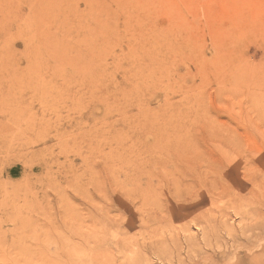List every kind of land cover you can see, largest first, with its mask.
<instances>
[{
	"label": "rangeland",
	"instance_id": "374dc122",
	"mask_svg": "<svg viewBox=\"0 0 264 264\" xmlns=\"http://www.w3.org/2000/svg\"><path fill=\"white\" fill-rule=\"evenodd\" d=\"M0 146V264H264V0H0Z\"/></svg>",
	"mask_w": 264,
	"mask_h": 264
},
{
	"label": "bare ground",
	"instance_id": "6f19581e",
	"mask_svg": "<svg viewBox=\"0 0 264 264\" xmlns=\"http://www.w3.org/2000/svg\"><path fill=\"white\" fill-rule=\"evenodd\" d=\"M3 130V129H2ZM2 144V143H1ZM5 144H6V142H5ZM28 144V143H27ZM4 146V145H3ZM19 146V145H18ZM166 146V145H165ZM164 146V147H165ZM170 146V145H169ZM220 146V145H219ZM1 147V146H0ZM7 147V146H6ZM0 148V162L1 161H3V160H5V159H8L9 157H11V155L13 156V154L16 152V151H14V148H12V149H10V148ZM17 147V146H16ZM228 147V146H227ZM227 147L225 146V147H223L224 149H225V151L224 152H222L221 154L222 155H220V158H217V156L214 154V155H210V154H204L202 151H200L199 149H196L195 147H193V146H189V147H187V146H179V148L175 151V152H173V153H169L170 152V150H168V146L166 147V148H161L160 146H159V148H161L162 150L160 151H158V152H156L155 150L156 149H154V151L156 152V159L158 160L157 162L159 163H161L162 165H163V169L164 170H162V171H166V164H168L169 162H173V163H175V162H178V163H180V165H185L186 167L184 168V169H186V170H189V171H193V172H197V171H195V170H197V167L199 166L200 168H202L203 169V167H205V168H210V167H213V163H215L216 161H219V160H221V159H227L228 157H229V153H228V150H227ZM230 147V146H229ZM229 147H228V149H229ZM232 147V146H231ZM156 148V147H155ZM236 148V147H235ZM220 149V148H219ZM231 149V148H230ZM237 149V148H236ZM234 150V149H233ZM233 150H232V152H233ZM238 151H241V148H240V150L238 149ZM245 151V150H244ZM234 152H236L237 153V150L236 151H234ZM241 152H243V151H241ZM13 153V154H12ZM21 153V152H20ZM29 153V152H28ZM165 153V154H164ZM31 154V153H30ZM235 154V153H234ZM242 153H240V155H241ZM245 154V153H244ZM19 155V154H18ZM17 155V156H18ZM155 155V154H154ZM231 155V154H230ZM239 155V154H238ZM239 155V156H240ZM152 156H153V154H152ZM151 156V158H152V160H153V157ZM234 156V155H233ZM238 156V157H239ZM246 156V155H245ZM16 157V156H15ZM22 157V156H21ZM28 157V156H27ZM150 157V156H149ZM244 157V156H243ZM242 157V158H243ZM233 158H236L235 156L233 157ZM245 158V157H244ZM22 159V158H21ZM239 159V158H238ZM246 159V158H245ZM245 159H242V160H245ZM150 160V159H149ZM235 160V159H234ZM43 161V160H42ZM151 162H153L154 163V161H151ZM156 162V163H157ZM171 162V163H172ZM152 163V164H153ZM170 163V164H171ZM179 165V166H180ZM32 166V165H31ZM141 166V165H140ZM229 166H232V165H229ZM246 166V165H245ZM182 166H180V168H181ZM224 167H225V165H224ZM174 168V167H173ZM217 168V167H216ZM228 168V166L226 167V169ZM182 169V168H181ZM202 169H200L201 171H202ZM226 169L224 168L223 170L224 171H226ZM153 170V169H152ZM208 170V169H207ZM213 170V169H212ZM222 170V171H223ZM200 171V172H201ZM210 171V170H209ZM217 171H218V168H217ZM219 171H221V170H219ZM258 171V170H257ZM152 172V171H151ZM170 172H171V170H170ZM199 172V173H200ZM212 172V171H211ZM227 172V171H226ZM153 173H154V170H153ZM198 173V172H197ZM205 173H207V171L205 172L204 171V174ZM161 174V173H160ZM170 174H172V173H167V171L164 173V178H166L167 176H169ZM203 174V175H204ZM215 174V173H214ZM217 174V173H216ZM151 176H152V174H150ZM149 175V176H150ZM154 175V174H153ZM162 175V174H161ZM203 175H202V177H203ZM205 175H207V174H205ZM219 175V174H218ZM222 175V174H221ZM157 176H159V175H157ZM183 176H184V178L186 177V174H184L183 173ZM189 176V175H188ZM215 176V175H214ZM159 177H161V176H159ZM159 177L157 178L156 177V179L158 180L159 179ZM176 177H177V175H176ZM206 177V176H205ZM209 177H210V175H209ZM208 177V178H209ZM153 178V177H152ZM172 178H174V177H172ZM171 178V179H172ZM207 178V177H206ZM206 178H205V180H206ZM149 179V178H148ZM162 179H163V177H162ZM181 179V178H180ZM194 179H196V178H194ZM199 179V183L198 184H200V178H198ZM210 179V178H209ZM150 180V179H149ZM160 180V179H159ZM173 180V179H172ZM204 180V181H205ZM166 181L168 182L169 181V183H170V181L171 180H167L166 179ZM207 182H208V179L206 180ZM205 181V182H206ZM210 181V180H209ZM237 181V180H236ZM151 184H152V182L153 181H149ZM164 182V181H163ZM162 182V183H163ZM203 182V181H202ZM212 182H213V179H212ZM165 183V182H164ZM164 183H163V185H164ZM172 183H174V180H173V182ZM177 183V182H176ZM181 183V182H180ZM217 183V182H216ZM154 184V183H153ZM152 184V185H153ZM157 184V183H156ZM160 184V183H159ZM197 184V183H196ZM204 184V183H203ZM208 184H209V182H208ZM211 184V183H210ZM163 185H161V186H163ZM170 185H172V184H170ZM169 185V186H170ZM201 185V184H200ZM199 185V186H200ZM205 186H206V184H204ZM258 185V184H257ZM158 186V187H157ZM174 186H177L178 187V185H175L174 184ZM197 186V185H196ZM204 186V187H205ZM211 186H212V184H211ZM210 186V187H211ZM213 186H216V185H213ZM218 186V185H217ZM255 186V185H254ZM152 187H154V186H152ZM151 187V188H152ZM156 187L157 188H159L160 186L159 185H156ZM166 187V186H165ZM155 188V187H154ZM154 188H152L153 190H157V188L156 189H154ZM164 188V187H163ZM162 188V189H163ZM171 188V187H170ZM148 189V188H147ZM160 189V188H159ZM165 189V188H164ZM163 189V190H164ZM180 189V188H179ZM202 189H204V188H202ZM205 189H207L206 187H205ZM211 189V188H210ZM212 189H213V187H212ZM215 189V188H214ZM162 190V191H163ZM188 190H189V188H188ZM165 191V190H164ZM167 191V190H166ZM175 191H176V189H175ZM208 191V190H207ZM152 194H153V191L151 192ZM160 193V192H159ZM164 193V192H163ZM178 193V192H177ZM154 194H156L155 192H154ZM161 194H162V192H161ZM174 194V193H173ZM232 194V193H231ZM177 195V194H176ZM197 195V194H196ZM210 195H212V194H210ZM145 197V196H144ZM179 197V196H178ZM195 197H198V195L197 196H195ZM146 198V197H145ZM146 199H148V198H146ZM149 199H151V198H149ZM153 199V198H152ZM150 200V201H153V200ZM144 201H145V199H144ZM194 201H196V200H194ZM146 202V201H145ZM145 202H143V203H145ZM148 203H149V201H147ZM146 202V203H147ZM158 202V201H157ZM160 203V202H159ZM158 205V207H159V204H157ZM163 205V204H162ZM187 206H188V204H187ZM162 207V206H161ZM160 207V208H161ZM163 207H164V205H163ZM162 207V208H163ZM186 207V206H185ZM159 208V209H160ZM161 208V209H162ZM188 208V207H187ZM163 210H164V208H163ZM207 210V209H206ZM213 210V209H212ZM161 212V211H160ZM203 214V213H202ZM165 215V214H164ZM206 215V214H205ZM154 218V217H153ZM145 219V218H144ZM190 221V220H189ZM192 221V220H191ZM197 221V220H196ZM207 221V220H206ZM205 221V222H206ZM208 223V222H207ZM209 224V223H208ZM207 224V225H208ZM201 225V224H200ZM230 230H231V228H230ZM202 235V234H201ZM196 237V236H195ZM202 237V236H201ZM185 239H187V238H185ZM190 239V238H189ZM189 239H188V242L187 243H189ZM191 242H194L195 243V241H193V240H190V243ZM189 243V244H190ZM196 244V243H195ZM194 246V244H191V246ZM197 247V246H196ZM159 258V257H158ZM169 259H172V258H169ZM172 264H174V263H172Z\"/></svg>",
	"mask_w": 264,
	"mask_h": 264
}]
</instances>
